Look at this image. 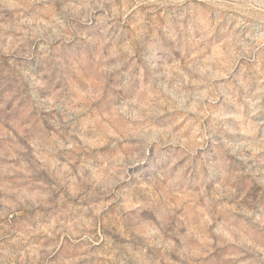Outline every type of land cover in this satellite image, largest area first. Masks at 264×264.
<instances>
[{"label":"clouds","instance_id":"obj_1","mask_svg":"<svg viewBox=\"0 0 264 264\" xmlns=\"http://www.w3.org/2000/svg\"><path fill=\"white\" fill-rule=\"evenodd\" d=\"M253 59L264 0H0V264H264Z\"/></svg>","mask_w":264,"mask_h":264},{"label":"rangeland","instance_id":"obj_2","mask_svg":"<svg viewBox=\"0 0 264 264\" xmlns=\"http://www.w3.org/2000/svg\"><path fill=\"white\" fill-rule=\"evenodd\" d=\"M196 2H197V0H185V3H196ZM210 19L214 20V16L210 17ZM215 38H216V32L214 30L213 31V36L210 37L209 40L212 41ZM217 43H218V41H217ZM243 63H244L243 60H241L240 64H243ZM256 63H259L260 68L262 70H264V60L257 61L256 59H253V60L249 61V66H251L253 64H256ZM236 70L237 71L240 70V65H237ZM255 86H256V79L253 80V87L250 89V91H254L255 90ZM258 99H259L260 105H264V95L259 96ZM215 107H217V108L223 107L225 109H231V105H227V104L223 103V97H221L220 101L216 102ZM5 128H7V125H5ZM9 131H11V129H9ZM6 143H7V141L3 137V132L0 131V153H2L4 145ZM5 163H18V162L17 161H8L3 155H0V169L3 168V165ZM182 195L183 194H181V196ZM177 202H179V198H178ZM13 219H15V217ZM148 254L150 256L156 257V256L159 255V250L158 249H149ZM212 255H216V253L214 252V253H212Z\"/></svg>","mask_w":264,"mask_h":264}]
</instances>
